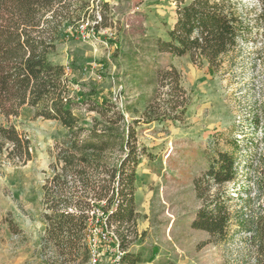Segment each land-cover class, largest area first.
I'll list each match as a JSON object with an SVG mask.
<instances>
[{"label":"rangeland","instance_id":"obj_1","mask_svg":"<svg viewBox=\"0 0 264 264\" xmlns=\"http://www.w3.org/2000/svg\"><path fill=\"white\" fill-rule=\"evenodd\" d=\"M95 1L87 20L80 23L88 38L68 32L49 58L64 66L73 97L112 101L126 122L139 121L134 125L135 140L145 153L135 170L134 202L136 231L142 237L131 241L130 251L140 256V264H249L248 233H238L232 224L227 242L207 243L208 234L192 230L190 223L202 203L193 180L221 150L237 160L236 178L222 188L231 214L247 221L264 215V194L255 183L264 171V27L258 29L256 45L235 50L233 68L226 62L211 73L205 60L154 52L156 38L167 40L175 22L174 0ZM242 4L251 9L252 17L259 14L260 0ZM94 23L98 29L90 33ZM172 65L184 92L173 91L172 96L186 111L178 120L145 123L146 104L153 98L166 99L167 88L161 87L157 73ZM86 108L80 104L74 114L90 127L94 114ZM19 112L10 122L29 139L31 161L14 166L0 154V264H46L40 251L46 226L41 187L52 175L55 147L67 131L55 121L35 118L30 108ZM235 140L238 148L233 150ZM100 227L95 222L90 229ZM107 231L113 240L99 245L96 264H116L117 238L112 229Z\"/></svg>","mask_w":264,"mask_h":264},{"label":"trees","instance_id":"obj_2","mask_svg":"<svg viewBox=\"0 0 264 264\" xmlns=\"http://www.w3.org/2000/svg\"><path fill=\"white\" fill-rule=\"evenodd\" d=\"M260 1L259 14L252 17L242 0H174L175 22L167 40L156 38L153 50L176 57L188 54L194 62L205 60L211 73L226 62L231 69L235 50L256 45L258 29L264 27V0ZM95 2L0 0V154L14 166L31 161L29 139L10 122L23 107L32 109L35 118L55 121L67 131L55 147L52 175L41 187L46 226L40 235V251L46 264H87L88 230L95 222L113 230L122 253L117 264L142 263L129 249L131 241L142 237L136 231L139 217L134 202L135 170L145 153L135 140L134 125L139 121L126 122L112 101L73 97L64 66L49 58L56 45L70 36L68 32L78 31ZM98 25L94 23L92 30ZM157 74L161 87L167 88L166 99L153 98L146 104L145 123L181 119L186 107L172 96L173 91L184 94L177 69L172 65ZM80 104L94 114L90 127L74 114ZM179 108V115L170 118ZM237 148L235 140L232 149ZM237 169L235 155L221 150L193 180L195 196L202 203L190 228L207 233V243L224 244L234 224L238 233L249 235V264H264V215L249 221L234 218L229 196L222 191L236 178ZM255 183L264 194V171L258 173Z\"/></svg>","mask_w":264,"mask_h":264},{"label":"built area","instance_id":"obj_3","mask_svg":"<svg viewBox=\"0 0 264 264\" xmlns=\"http://www.w3.org/2000/svg\"><path fill=\"white\" fill-rule=\"evenodd\" d=\"M78 32L81 33L83 38H88L89 36V32L87 28H85L83 25H79ZM92 32L93 30L91 28L90 33ZM112 240L113 239L109 237V234L106 228L100 227L98 231L96 229H89L88 236H87V243H88L89 250H90V258H89L88 264H96L98 261V257L100 255L99 245L101 243H107ZM114 240H116V238ZM121 254L122 253L119 252V255L116 258V264Z\"/></svg>","mask_w":264,"mask_h":264}]
</instances>
